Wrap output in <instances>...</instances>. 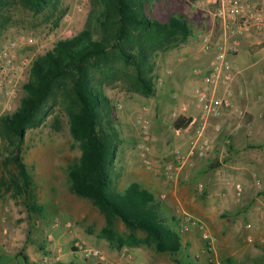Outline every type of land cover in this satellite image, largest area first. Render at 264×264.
Listing matches in <instances>:
<instances>
[{"label":"rangeland","instance_id":"374dc122","mask_svg":"<svg viewBox=\"0 0 264 264\" xmlns=\"http://www.w3.org/2000/svg\"><path fill=\"white\" fill-rule=\"evenodd\" d=\"M149 6L151 15L161 20L171 14L188 16L187 11L197 8L206 11L215 21L213 7L205 0H152ZM93 8V0H59L56 8L34 12L22 0H0V50L7 42L17 39L20 43L14 51L15 55L30 58L32 65L38 55L51 49L54 42L64 36L65 29H71L75 35L89 27L93 36L98 37L99 27L94 21L89 23L87 20ZM187 20L193 31V24L189 18ZM209 37L215 41L217 34L212 32ZM189 39L187 37L178 44L151 46L147 65L152 82L150 94L142 90L135 67L120 58L112 59L107 67L92 69L90 74L92 83L107 98L111 107V128L107 124L106 110L101 111L102 123L110 132L109 138L114 145V155L109 165L111 182L107 193L116 195L122 193L129 184L137 183L155 195L154 205L162 221H168L169 217L177 220L178 223L173 226L180 233L181 250L171 256L156 252L152 243L144 244L152 259L159 263L214 264L213 244L211 239L203 236V229L211 236L210 229L184 210L191 206L196 213L205 204L206 196L197 182L188 185L186 179L180 178V174L188 173L193 168L194 172L209 174L215 161L218 165L214 166V170L220 167L219 154L222 161L241 151V155L246 157L258 155L262 158L264 146H251L249 140H239L242 145H235L236 138L245 130L240 121L237 134L230 132L235 122L228 116V110L222 116L225 132L219 123L220 129L214 134L215 148L209 155L190 159L184 164L177 157L176 150L184 152L189 144L192 131L186 126L191 111V97L198 85L191 87L186 83L190 77L199 79L194 70L204 68L198 64V59L187 57ZM249 62L239 55L236 65L244 68ZM30 71L31 67L22 75L21 87L14 101L8 103L6 88L0 92V120L18 107L24 94L22 86L28 81ZM236 76L231 83L232 95L236 94L238 88V93L243 90L242 85L233 88ZM262 78L261 73L254 76L256 89L264 83ZM59 94L56 98L48 99L26 127L21 143V158L31 176L27 189H24L23 179L11 156L14 138L6 133L0 121V250L51 253L62 250L76 252L82 258L80 247L97 248L103 253L116 248L102 234L106 224L105 215L92 200L71 190L68 171L78 162L81 150L70 133L68 117ZM140 118L147 122L146 133L138 125ZM175 122L185 126L175 127ZM212 122L217 123L213 119ZM223 140L227 142L223 144ZM168 165H172L169 171ZM233 181L242 187L244 185L241 179ZM262 188L260 192H264V184ZM230 190L233 193V189ZM186 219L188 227L182 229ZM191 227L195 230V243L184 236ZM113 228L123 238L131 234L118 218L114 219ZM134 234L137 238L145 236L140 230ZM123 247V250L128 249ZM252 252L257 258L261 255V251L256 249Z\"/></svg>","mask_w":264,"mask_h":264},{"label":"trees","instance_id":"16d2710c","mask_svg":"<svg viewBox=\"0 0 264 264\" xmlns=\"http://www.w3.org/2000/svg\"><path fill=\"white\" fill-rule=\"evenodd\" d=\"M58 1L22 0L34 12L56 8ZM151 1L93 0L94 8L87 20L99 27V36L94 37L90 28L85 27L72 37L56 40L51 49L38 55L32 62L28 81L22 86L24 94L18 107L0 121L6 133L14 138L11 156L27 189L31 176L21 158L26 127L40 107L60 92L70 133L81 150L78 162L68 171L73 193L92 200L105 215L102 234L112 245L152 243L156 252L174 256L182 247L180 233L161 220L151 191L134 182L116 195L111 196L106 191L111 182L109 165L114 145L102 123L101 111L106 110L107 124L111 128V107L92 83L90 74L92 69L107 67L112 59L120 58L135 67L142 90L152 93L147 66L151 46L178 44L190 36L191 30L184 14H171L162 20L152 16ZM184 126L175 122V127ZM217 165L215 161L212 167ZM115 218L131 231L126 238L114 230ZM137 230L143 231L145 236L137 238L134 234Z\"/></svg>","mask_w":264,"mask_h":264},{"label":"crops","instance_id":"0c3cea01","mask_svg":"<svg viewBox=\"0 0 264 264\" xmlns=\"http://www.w3.org/2000/svg\"><path fill=\"white\" fill-rule=\"evenodd\" d=\"M248 1L259 5L263 24L252 29L250 33L244 36L227 41V48L230 50L228 57L240 69L232 86L234 89H237L239 85L243 86L242 93H238L239 88L236 90L237 92L235 91L236 94L232 97L231 108L228 109L230 110L228 116L235 122L230 132H233L234 135L237 134L240 129L238 127L241 126L240 121L243 122L245 130L244 133L239 134L236 138L237 142L235 145L238 146L240 144L239 140H249L251 146L263 147L264 83H262L261 88L257 87L256 89L253 78L261 73L262 81L264 80V0ZM186 13L189 21L193 24V31H191L188 41L187 57L198 59V64L206 68L211 51L207 52L203 48L205 38L212 32L217 34L219 26L206 11L202 12L194 8ZM201 51L202 53H200ZM239 55H241L243 60H250L244 68L236 65ZM198 83L199 79L190 77L186 84L194 87ZM227 111L213 118L214 122L223 126L224 132L226 128L224 127L222 116ZM224 142H227V140H223L222 143L224 144ZM214 145L212 150L215 148ZM242 152L224 161H222L219 154L220 167L216 170L211 167L212 171L209 174L202 175L194 172V168H190L189 170L192 169V171L188 173L182 172L180 174V178L186 179L188 185L197 182L199 189H203L206 202L202 207L198 208L199 211L194 213L195 210L191 206L184 208V210L189 212L191 216H196L193 217L200 220L210 229L214 258L219 264H262L264 262V192H260L263 189L262 184H264V157L261 158L258 155H255L256 157H246L241 155ZM234 179H241L246 186L243 185L242 187L238 182L234 183L236 182L233 181ZM237 184L241 187L240 193H237ZM230 188L233 189V193ZM173 195H175V191H173ZM175 223L178 222L172 217H169L168 221H166L169 226H173ZM184 236L185 239L195 243L196 235L193 227ZM123 246H126V248ZM128 246L122 245L124 249L128 248L127 250L116 247L113 248L114 250L108 249V251L102 252L104 255V262L102 263H98L94 259L84 258L82 254H80L82 257L80 258L76 252L72 251L59 250V252L51 253L48 251L9 252L0 250V264L175 263L173 261L159 263L157 260L152 259L144 248V244L139 243L135 247H131L133 246L131 245V250ZM255 249L261 251L259 252L261 255L258 258L252 252ZM258 259L262 261L260 262Z\"/></svg>","mask_w":264,"mask_h":264},{"label":"built area","instance_id":"2783aa9c","mask_svg":"<svg viewBox=\"0 0 264 264\" xmlns=\"http://www.w3.org/2000/svg\"><path fill=\"white\" fill-rule=\"evenodd\" d=\"M205 1L213 7L212 14L219 26L218 37L215 41H212L210 37L205 38L203 48L205 51H211L208 65L206 68L198 67L194 70L199 76V83L191 97V111L186 126L187 129L191 128L192 133L189 136L187 149L184 152L176 150V155L183 164L196 157H206L212 152L215 142L214 134L220 129V124L213 123L212 119L231 108L233 96L231 83L239 73V69L228 57L230 50L227 48V41L244 36L263 24L257 3H251L248 0ZM72 36V30L65 29L62 38ZM19 43L17 39L9 41L0 50V92L6 88L8 103L16 98L18 88L21 87L22 75L31 67L30 58L15 55L14 51ZM138 125L141 131L146 133L147 122L140 118ZM171 169L172 165H168L167 170ZM236 190L240 193L241 187L237 185ZM187 227L188 219L183 222L182 229ZM203 236L206 239H212L206 229H203ZM79 249L84 258L94 259L98 263L104 262V255L99 249L87 247ZM214 264L219 263L214 261Z\"/></svg>","mask_w":264,"mask_h":264}]
</instances>
